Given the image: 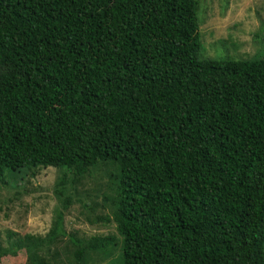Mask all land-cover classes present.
<instances>
[{
	"label": "trees",
	"instance_id": "obj_1",
	"mask_svg": "<svg viewBox=\"0 0 264 264\" xmlns=\"http://www.w3.org/2000/svg\"><path fill=\"white\" fill-rule=\"evenodd\" d=\"M198 9L0 0V181L115 163L117 201L98 220L115 224L121 264H264V57L202 58ZM37 239L0 259L25 248L23 264H50Z\"/></svg>",
	"mask_w": 264,
	"mask_h": 264
},
{
	"label": "rangeland",
	"instance_id": "obj_2",
	"mask_svg": "<svg viewBox=\"0 0 264 264\" xmlns=\"http://www.w3.org/2000/svg\"><path fill=\"white\" fill-rule=\"evenodd\" d=\"M198 2L202 58L264 57V0ZM118 174L112 162L92 168L6 170L0 181V246L5 249L33 235L38 238L36 243L50 246V264H121V236L115 224L98 220L111 216ZM74 238L80 240L79 246L94 238L104 243L110 238L111 242L97 251L85 249L83 261H74L71 256L79 249L72 243ZM25 251L3 256L0 264H23Z\"/></svg>",
	"mask_w": 264,
	"mask_h": 264
}]
</instances>
